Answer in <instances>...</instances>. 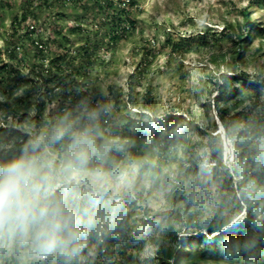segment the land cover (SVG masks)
Returning <instances> with one entry per match:
<instances>
[{
  "label": "rangeland",
  "instance_id": "rangeland-1",
  "mask_svg": "<svg viewBox=\"0 0 264 264\" xmlns=\"http://www.w3.org/2000/svg\"><path fill=\"white\" fill-rule=\"evenodd\" d=\"M98 1L113 2L116 10L128 3ZM98 1L0 0V66H7L0 72V127L14 126L42 140L39 153L53 162V192L80 193V201L69 200L64 210L81 233L71 261L59 250L41 254L31 240L18 237L0 243V264H158L163 231L162 244L176 253L169 264H192L178 242L195 236L197 264H264L261 237L238 249L228 246L230 230L206 235L200 225L217 206L213 145L222 149L235 187L251 196L250 207L243 206L229 225L248 211L264 219V87L243 82L247 74L264 83V0H135L130 14L136 25L116 42L109 37L115 11H104ZM244 9L257 26H244ZM13 25H21L18 33ZM242 33L252 40L234 62ZM87 42L90 57L83 48ZM63 47L68 58L85 66L75 81L51 63ZM16 70L26 79L19 88ZM229 73L239 78L237 91L218 98L222 75ZM78 84L106 99L105 127L96 109L68 108ZM58 128L65 134L53 140ZM85 135L87 149L109 145L124 150L125 158L111 168L96 149L95 166L74 172L69 156ZM6 138L1 131L0 162L18 157ZM98 171L106 174L104 180H94ZM125 199L128 214L121 217L130 229L116 238L108 233ZM168 221L174 235L167 233Z\"/></svg>",
  "mask_w": 264,
  "mask_h": 264
},
{
  "label": "trees",
  "instance_id": "trees-1",
  "mask_svg": "<svg viewBox=\"0 0 264 264\" xmlns=\"http://www.w3.org/2000/svg\"><path fill=\"white\" fill-rule=\"evenodd\" d=\"M98 1V0H97ZM108 1V0H107ZM125 2V1H124ZM99 7H101L104 11H106L107 7L112 8V11H115L114 18H117L116 25H114V29L109 33V37L112 39V41H117L120 37L124 35L126 31H128L130 28L135 27L136 21L134 18L131 17L130 10L131 8L136 4L135 0H128V3H125L126 7L121 9H115L114 3L111 1H108L105 5L104 3H101L100 1L97 2ZM128 6V7H127ZM244 14V26L247 24L251 26H257L258 24L255 21L252 20L253 17L250 16L249 11L247 9L243 10ZM112 16V17H113ZM109 14L107 13V19L109 18ZM24 20H26V16L23 17ZM121 19V21H120ZM17 20V19H15ZM21 25H13L14 32H19L18 28ZM33 27V26H32ZM34 28V27H33ZM81 27L78 25L77 27H74L73 30H78ZM238 47L234 50L233 58L234 62L240 61L243 56L244 52L247 49V45L245 44L246 40H252L251 35L243 34L239 35L238 38ZM33 44L35 45L36 49L39 52H44L43 45L41 42L33 40ZM85 54L90 57L92 45L90 42H87L85 47ZM74 58H68V52L67 49L63 47L62 51L56 55V57L51 60L52 64H55V67L59 69L63 74L66 73V75H69L71 77V80L75 81V78L77 76L83 74V70L85 68L83 63L77 64ZM7 66L2 65L0 66V72L3 71ZM16 87H20L22 82H24L26 79L23 75V73L20 70H16ZM65 77V76H64ZM223 81L221 86L219 87L217 97L218 98H226L229 97L231 94H234L237 90L234 86V83L239 79L234 74H223L222 75ZM243 82L246 86L250 88H256V87H264L263 82H257L254 81V79H250L247 74H244L243 76ZM67 96V95H66ZM70 103L68 104V108L73 109L79 106L81 108L80 110H83V108H94L99 113V125L101 127H105V113L107 112V106H106V99L103 97H98L97 95H93L90 91H82L81 90V84H78L74 86L73 93H70ZM101 98V99H100ZM101 100V101H100ZM66 102L61 103V108H65ZM78 113V112H77ZM80 118L82 119V122H84L85 117L83 113H80ZM4 131L6 133V140L12 141L17 156L19 157L26 149L31 151V144L34 142L32 140V136L24 131L23 129L16 128L14 126L9 127H0V132ZM213 141H216L215 137H212ZM175 142V141H174ZM215 143V142H214ZM65 144V143H64ZM89 154L91 158H89V161L87 165L84 168H93L95 164L93 161L95 160V155L92 156V152L94 150H100L102 156L104 158H107V160L111 161V168H114V165L117 166L124 158H125V151L121 149H114L112 146H105L101 144H97L96 146H87ZM80 148V147H79ZM38 152L40 149L37 150ZM222 149L219 146L213 145L211 147V154L214 157V159L217 162L216 166V172L219 175L220 178V186L218 187V191L215 195V199L217 202V206H215L210 214L200 223L201 227L206 230V235H211L214 233L223 234L221 231L223 228H226L231 231V236L226 240L229 244L232 243V246L239 248H247L249 246L250 242L253 241L252 238L255 236H259L262 239L260 240L262 242V246L264 245V219L261 218L256 213L247 212L245 217L239 222L236 221L234 224L229 225L231 219L235 216L236 212H241L243 206H247V208L251 205V196L249 193L245 191V189L242 186H236L235 182L232 177L233 173L230 171V169L224 165L223 163V155H222ZM240 154L245 152H239ZM75 153L71 154L69 158L73 160ZM92 161V162H91ZM55 170L57 171V165H54ZM259 177L260 175H254ZM261 183H264V173L260 179ZM60 189H56L54 191V197L57 201L61 203V206L64 208V206L71 200L72 202L80 201V193L75 191H70L67 195H64V197H60L59 194ZM124 205H122L121 210L118 211V214L116 215V218L112 222L110 226V233L114 234L116 238L122 236L123 234L127 233V231L130 229L129 222L122 218L121 216L127 215L126 210V199L123 202ZM119 208H116V210H119ZM236 209V210H235ZM235 210V211H234ZM70 216H73L72 213ZM169 222V221H168ZM169 228L167 229V233L169 235H174L171 226V222L168 224ZM107 235V238H108ZM199 235L206 237L204 233H199ZM158 243H160L159 251L161 253V257H159V263L158 264H169V260L175 256L176 253H174L169 247H166L162 244L163 238L165 237V232L163 231L161 235H159ZM247 236H251L250 239H246ZM198 236H195L193 240L189 242H183L180 241L178 244L180 245L181 253L185 255V258H187L189 261H191L192 264H197L196 257L192 254V248L196 244L194 242L195 239H197Z\"/></svg>",
  "mask_w": 264,
  "mask_h": 264
},
{
  "label": "clouds",
  "instance_id": "clouds-1",
  "mask_svg": "<svg viewBox=\"0 0 264 264\" xmlns=\"http://www.w3.org/2000/svg\"><path fill=\"white\" fill-rule=\"evenodd\" d=\"M58 128L52 139L59 140L65 134ZM81 147L75 153L68 168L83 169L90 158L83 145L86 135L77 141ZM42 143L37 139L19 157L0 162V243L16 238L31 240L41 254L60 251L68 261L77 254L81 233L74 219L68 215L54 197L53 162L37 150ZM103 172H96L94 180L102 181Z\"/></svg>",
  "mask_w": 264,
  "mask_h": 264
},
{
  "label": "bare ground",
  "instance_id": "bare-ground-1",
  "mask_svg": "<svg viewBox=\"0 0 264 264\" xmlns=\"http://www.w3.org/2000/svg\"><path fill=\"white\" fill-rule=\"evenodd\" d=\"M232 156H233V151L230 150V151L228 152V155H227L228 160L231 159Z\"/></svg>",
  "mask_w": 264,
  "mask_h": 264
}]
</instances>
